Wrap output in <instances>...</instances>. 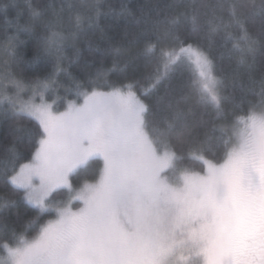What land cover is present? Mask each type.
<instances>
[{
  "label": "snow or ice",
  "instance_id": "1",
  "mask_svg": "<svg viewBox=\"0 0 264 264\" xmlns=\"http://www.w3.org/2000/svg\"><path fill=\"white\" fill-rule=\"evenodd\" d=\"M26 6L29 19L18 31L37 37L33 59L48 67L30 83L10 72L0 76L5 104L0 123L15 121L0 144V264H131L111 242L122 230L117 201L133 187V145L126 127L148 111L161 86L168 91L179 85L186 89L183 100L218 106L215 62L198 42L195 17L183 36L176 27L180 16L151 28L147 22L140 27L135 18L136 31L130 35L127 23L118 31L121 20L134 16L128 4L119 11L108 5L105 12V5L96 0L91 15L77 13L75 20L70 4L67 21L63 5L56 11L52 4L26 0ZM258 8L264 11V4ZM101 16L114 22L101 26ZM85 25L100 33L104 47L98 44L95 50L103 59L89 61L96 64L94 71L75 76L72 61L65 65V44L75 41ZM231 25L242 29V20L234 17L224 27ZM218 30L219 25L210 26L212 34ZM13 40L6 37L3 48L14 60ZM228 40L240 52L241 63L245 51L254 52L251 45H241L243 35L237 38L225 31L224 43ZM193 65L196 75L187 77ZM4 66L10 67L7 59ZM25 92L31 93L27 99ZM45 216L51 218L45 221ZM33 225L39 230L27 242Z\"/></svg>",
  "mask_w": 264,
  "mask_h": 264
},
{
  "label": "trees",
  "instance_id": "2",
  "mask_svg": "<svg viewBox=\"0 0 264 264\" xmlns=\"http://www.w3.org/2000/svg\"><path fill=\"white\" fill-rule=\"evenodd\" d=\"M33 4L38 0H31ZM42 4H52L59 11L64 6L63 20L69 18L68 5H73L71 18L75 20L77 13L88 16L92 14V5L96 0H39ZM105 5L103 11H108L111 5L117 11L122 4H128L134 13L127 21L121 20L118 31H122L127 23L129 34L136 31L134 19L141 21L140 27L151 28L154 24L166 25L167 20L180 16L177 28L181 35H185L193 28L191 17H195V27L199 30L198 42L205 50L210 51L215 62L214 76L217 84L214 91L218 97L219 105L211 102L205 105H196L192 100H183L186 91L179 85L171 87L168 91L161 86L149 101L150 107L144 113V126L154 145L158 148L171 150L176 156L177 168L202 171L204 158L210 164L222 163L231 145L230 126L236 119H241L252 110L264 111V11L258 5L264 0H101ZM5 5H8L5 8ZM183 15H180V14ZM51 15V11L49 12ZM242 20V29L231 25L225 29L224 25L233 18ZM29 19L26 0H0V76L10 72L16 79L30 83L37 73H42L47 65L35 62L34 49L37 37L23 31L18 26L24 25ZM111 17L101 16V26L112 24ZM211 25H219L215 34L210 32ZM231 31L245 47L251 45L254 52L245 51L243 63L240 62V52L232 49V40L224 43L225 31ZM6 37H14L12 54L15 57H6L3 44ZM199 37H203L199 40ZM211 41V43H210ZM104 47L98 31H85L75 40L65 44V65L72 61L70 70L75 76L83 72H92L96 64L103 59L96 46ZM224 45L223 47L221 45ZM79 49V56L76 50ZM2 51V52H1ZM223 54V58L218 57ZM8 60L10 67L5 68L4 62ZM107 62V61H106ZM110 66V65H109ZM194 65L188 69L187 77H194ZM63 79V78H61ZM65 86H71L70 81H64ZM15 121L0 123V144L3 143L8 126ZM19 211L24 212L21 206ZM51 217L45 216V221ZM38 225L29 229L28 240L38 232Z\"/></svg>",
  "mask_w": 264,
  "mask_h": 264
},
{
  "label": "rangeland",
  "instance_id": "3",
  "mask_svg": "<svg viewBox=\"0 0 264 264\" xmlns=\"http://www.w3.org/2000/svg\"><path fill=\"white\" fill-rule=\"evenodd\" d=\"M30 94L22 93L24 99ZM4 107L0 99V113ZM255 129L264 135V111L252 110L230 126L222 163L200 157L203 170H187L177 168L171 150L154 145L144 113L133 117L126 127L133 187L117 201L122 230L112 244L131 264H247L264 211L262 194H256L257 183L264 186V170L256 174L261 151Z\"/></svg>",
  "mask_w": 264,
  "mask_h": 264
},
{
  "label": "flooded vegetation",
  "instance_id": "4",
  "mask_svg": "<svg viewBox=\"0 0 264 264\" xmlns=\"http://www.w3.org/2000/svg\"><path fill=\"white\" fill-rule=\"evenodd\" d=\"M254 136H256L257 143V149L261 151V157H258V160L260 163H258V168L256 171V174L260 172L262 173V170H264V135H262L257 129L254 130ZM257 164V162H254ZM262 175H260V178ZM262 182V180H261ZM263 183V182H262ZM261 184V183H260ZM259 184V186H260ZM257 183V189L256 194H262L260 200H262L261 204L264 205V186L259 187ZM251 253V254H250ZM250 259L247 264H264V211H263V217L262 220L258 219L257 223V230L255 232L254 237L251 240V243L249 245V252ZM247 260V256L245 258Z\"/></svg>",
  "mask_w": 264,
  "mask_h": 264
}]
</instances>
